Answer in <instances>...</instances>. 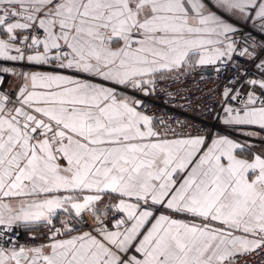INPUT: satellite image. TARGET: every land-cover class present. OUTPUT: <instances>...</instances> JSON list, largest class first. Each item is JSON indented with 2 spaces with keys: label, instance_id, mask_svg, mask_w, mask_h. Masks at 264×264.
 Segmentation results:
<instances>
[{
  "label": "snow or ice",
  "instance_id": "1",
  "mask_svg": "<svg viewBox=\"0 0 264 264\" xmlns=\"http://www.w3.org/2000/svg\"><path fill=\"white\" fill-rule=\"evenodd\" d=\"M261 57L264 0H0V264H239L264 253V150L169 137L137 99L236 58L259 60L264 76ZM3 74L19 85L8 90ZM229 82L223 124L264 141V79ZM39 225L46 240L19 242Z\"/></svg>",
  "mask_w": 264,
  "mask_h": 264
},
{
  "label": "built area",
  "instance_id": "2",
  "mask_svg": "<svg viewBox=\"0 0 264 264\" xmlns=\"http://www.w3.org/2000/svg\"><path fill=\"white\" fill-rule=\"evenodd\" d=\"M256 38L260 39V37ZM258 63L259 60L236 58L228 65L198 66L190 73L171 76L164 82L158 83L156 92L151 96L145 97L143 94L137 96L142 98L148 114L156 118V130L167 132L169 137L204 135L211 139L217 135L237 136L235 129L221 123L224 116L222 91L232 86L230 79L235 81L239 78L244 83L251 79H264L256 67ZM217 68L221 70L217 71ZM3 75L8 82V74ZM4 87L13 90L8 88L7 83ZM247 91H257V89L252 87ZM241 94L244 95L243 90ZM257 94L260 93L257 91ZM232 105L238 107L239 101L232 102ZM159 121L164 123L160 124ZM175 218L188 219L186 216ZM54 223L59 227L58 221ZM46 232V226L39 225L31 232H22L19 242H37L31 239L33 236L38 239L43 237L46 240ZM239 264H264V253L246 256L239 261Z\"/></svg>",
  "mask_w": 264,
  "mask_h": 264
},
{
  "label": "crops",
  "instance_id": "3",
  "mask_svg": "<svg viewBox=\"0 0 264 264\" xmlns=\"http://www.w3.org/2000/svg\"><path fill=\"white\" fill-rule=\"evenodd\" d=\"M15 66L17 67L18 70H22L25 73H27L29 71H39V72H53V71H57V69H54V68L49 67V66H35V65L26 64L24 62L16 63ZM176 75H178V74H176V73L172 74V76H176ZM8 76H9L8 82H7L8 88L15 89L20 83L18 77L12 76L10 74H8ZM137 99H141L142 100V98L139 97V96H137ZM222 121H223V118L221 120V123L223 124ZM154 124H155V127H156V121H154ZM248 130L249 129H245V131H248ZM253 130H256V129H253ZM237 133H238L237 136H230V135H220V136H229L230 138L237 139V140H246L248 143H250V144H252L254 146V148H253L254 151L264 150V141H262L259 137L248 138V137L240 135L238 131H237ZM261 136H264V133H261ZM59 215H60V219H64L63 214H59ZM54 222H57V221H54ZM36 227L37 226H35L33 229H35Z\"/></svg>",
  "mask_w": 264,
  "mask_h": 264
}]
</instances>
